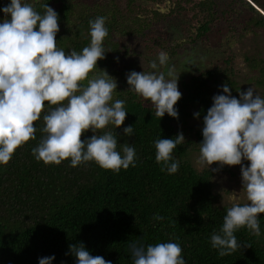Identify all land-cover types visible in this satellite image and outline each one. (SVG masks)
I'll use <instances>...</instances> for the list:
<instances>
[{
    "label": "trees",
    "instance_id": "1",
    "mask_svg": "<svg viewBox=\"0 0 264 264\" xmlns=\"http://www.w3.org/2000/svg\"><path fill=\"white\" fill-rule=\"evenodd\" d=\"M218 1L25 0L41 14L46 4L58 13L57 47L66 53L81 52L88 46L89 21L98 16L106 18L107 53L94 72L106 70L117 80L113 98L125 101L128 115L120 128L109 125L104 131H117L118 150L123 143L135 147L136 166L117 174L95 162L77 167H71L68 160L59 165L37 162L32 148L43 138L40 129L46 108L41 120L34 123L36 140L18 148L7 165H0V264H39L40 258L50 256L56 257L53 264H76L70 245L81 243L93 256H102L112 264H133L130 241L145 246L178 243L186 264H264V214L259 221V236L246 228L235 233L242 247L231 255L219 257L211 246L210 237L219 231L227 208L246 203H226L229 191L224 194L216 189L215 177L235 178L243 189L239 168L213 164L217 170L211 171L207 166L196 167L191 160L192 153L200 152L203 117L213 104V96L223 94L222 85L227 83L237 99L238 91L250 87L264 97V50L244 58L245 72L237 71L236 54L227 53L225 48L211 50L217 62L203 68L194 58L193 67V62L179 60L186 69L192 67L191 73L196 71L188 79H179V119L167 114L161 120L155 117L150 101L128 91L127 73L120 64L128 54L121 42L133 38L142 40V54L149 64L161 51L175 58L179 48L195 45L225 18L226 10H220ZM228 1L242 4L251 13L245 24L246 34L256 36L257 30L264 29L260 0ZM9 2L0 0V9ZM3 18L0 10V20ZM180 26L181 33L177 31ZM178 33L184 35L181 42ZM195 113H200L199 118ZM127 126L134 127L131 137L123 133ZM181 132L186 141L173 152L180 162L179 170L169 175L156 163L154 141ZM92 135L88 131L82 139ZM157 213L164 219L155 220Z\"/></svg>",
    "mask_w": 264,
    "mask_h": 264
},
{
    "label": "clouds",
    "instance_id": "2",
    "mask_svg": "<svg viewBox=\"0 0 264 264\" xmlns=\"http://www.w3.org/2000/svg\"><path fill=\"white\" fill-rule=\"evenodd\" d=\"M43 14L25 0H10L0 20V165H7L18 148L36 140L34 123L43 115V138L32 148L37 162L59 165L70 161L71 167L95 162L104 170L119 173L136 166V150L123 143L118 150V135L104 131L124 125L128 112L125 101L113 98L118 83L106 70L95 74L98 62L107 53L106 18L89 21L90 44L81 52L66 53L57 47L59 15L44 5ZM152 71L127 74L128 91L150 101L155 117L167 114L179 119L176 107L182 98L179 76L169 66V55L161 51L151 61ZM90 73L92 74L90 76ZM87 82L86 85L83 82ZM223 94L213 96V104L203 117L200 155L197 164L209 167L241 166L246 203L233 204L226 210L219 231L210 237L219 257L231 255L242 244L235 235L242 228L259 236L264 214V97L254 87L232 95L230 86H221ZM199 118L200 113L194 114ZM91 131L92 136L82 139ZM131 137L133 126L124 127ZM186 139L183 133L173 138H157L155 160L161 171L177 173L180 162L173 156ZM249 164L244 165L243 161ZM155 220H163L158 213ZM133 264H186L182 247L175 242L155 245L130 241ZM76 264H112L102 256H93L83 243L70 245ZM55 256L39 259V264H53Z\"/></svg>",
    "mask_w": 264,
    "mask_h": 264
},
{
    "label": "rangeland",
    "instance_id": "3",
    "mask_svg": "<svg viewBox=\"0 0 264 264\" xmlns=\"http://www.w3.org/2000/svg\"><path fill=\"white\" fill-rule=\"evenodd\" d=\"M264 8V0H260ZM218 3L221 4L220 10H226L224 19L219 21L206 36L199 39L195 45H186L178 49V55L175 58L169 57V66H174L176 73L180 78L188 79L196 73L195 70L191 73L192 67L196 63H201L202 67H206L211 64H216L217 61L212 58L211 50L214 49H223L225 48L227 53L236 54V69L238 72L242 70L245 72V57H249L256 53V51L264 50V29L257 30V35L248 33L246 34L245 24L246 20L250 17L251 13L244 7L242 4L231 2L228 0H219ZM185 27V24H184ZM168 31V27H166ZM177 31H182L181 26ZM177 38L180 39L179 42L183 41L184 35L177 34ZM231 40V44L228 45L226 42ZM122 48H126L128 54L123 58L121 68L128 74L131 71L143 72L152 71L150 69V64L145 61V58L142 54L143 43L140 38H133L128 40V42H121ZM200 47L202 49H200ZM233 52V53H232ZM211 55V56H210ZM194 56V57H191ZM180 61H186L185 63H191L192 67L186 69L180 64ZM184 63V64H185ZM211 63V64H210ZM191 74V75H190ZM196 126V122L193 123ZM196 128V127H195ZM200 152L192 153L191 160L193 164L200 168L197 164L198 157ZM231 168L238 167V173L241 172V166H229ZM222 176V175H221ZM216 180V189H219L222 193L225 194V191H229V194H225V202L230 203L231 200L234 201H244L246 200V193L242 190V187L237 183L235 178H225L220 177L219 174L215 177Z\"/></svg>",
    "mask_w": 264,
    "mask_h": 264
}]
</instances>
